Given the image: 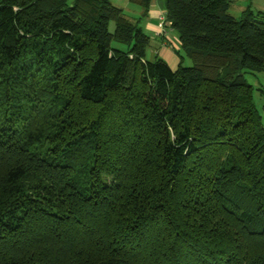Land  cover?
Segmentation results:
<instances>
[{
	"label": "trees",
	"instance_id": "trees-1",
	"mask_svg": "<svg viewBox=\"0 0 264 264\" xmlns=\"http://www.w3.org/2000/svg\"><path fill=\"white\" fill-rule=\"evenodd\" d=\"M235 1L165 0L172 69L109 0H0V264H264V10Z\"/></svg>",
	"mask_w": 264,
	"mask_h": 264
},
{
	"label": "crops",
	"instance_id": "crops-1",
	"mask_svg": "<svg viewBox=\"0 0 264 264\" xmlns=\"http://www.w3.org/2000/svg\"><path fill=\"white\" fill-rule=\"evenodd\" d=\"M109 1L113 5L121 8L125 16L130 21H136L138 25L140 23L139 27H141L144 32H146L148 29L149 31H153V37H155L157 40H160V49L156 50L155 53H162L161 58L164 59L172 69L177 68L179 64V58L174 53V51H171L173 47L172 39L173 41L176 39L173 35L174 31L169 28L167 23L164 22V19H162L165 17V0H150L146 9L140 4L134 3L131 0ZM238 2H241V4L237 5V11L239 14L248 4H250L252 9L255 11L264 10V0H251L250 2L246 1L245 5L243 1L236 0L231 5V7L236 5ZM149 35L150 34H148V36ZM178 44L180 47L179 40ZM261 85L264 87V84Z\"/></svg>",
	"mask_w": 264,
	"mask_h": 264
},
{
	"label": "rangeland",
	"instance_id": "rangeland-1",
	"mask_svg": "<svg viewBox=\"0 0 264 264\" xmlns=\"http://www.w3.org/2000/svg\"><path fill=\"white\" fill-rule=\"evenodd\" d=\"M239 1H243L245 5L247 0H239ZM239 4H241V2H238L236 5L230 7L229 13L231 15L236 16V17L239 16V13L237 11V5ZM152 32L153 31H149V29L145 32L147 34H150L149 37L151 36L150 44L145 49V58L150 61L154 60L156 56L159 58L162 57V53H159V54L155 53L156 50L160 49V40H157L155 37H153ZM173 35L175 36L176 39L174 41L172 39L173 47L171 51H174L175 53V51L179 49V44H178V38H177L175 31L173 32ZM182 64L183 66H192V60L189 57H185ZM171 66H174V65H171ZM245 78L254 87L256 88L263 87L261 84H264V71L256 73V74L247 73L245 74ZM253 96H254V102L256 104V107L262 116V121H263V126H264V96L261 95L257 91H254Z\"/></svg>",
	"mask_w": 264,
	"mask_h": 264
},
{
	"label": "built area",
	"instance_id": "built-area-1",
	"mask_svg": "<svg viewBox=\"0 0 264 264\" xmlns=\"http://www.w3.org/2000/svg\"><path fill=\"white\" fill-rule=\"evenodd\" d=\"M162 19H164V18H162Z\"/></svg>",
	"mask_w": 264,
	"mask_h": 264
}]
</instances>
